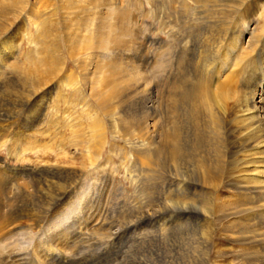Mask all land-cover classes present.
Returning <instances> with one entry per match:
<instances>
[{"label":"bare ground","instance_id":"6f19581e","mask_svg":"<svg viewBox=\"0 0 264 264\" xmlns=\"http://www.w3.org/2000/svg\"><path fill=\"white\" fill-rule=\"evenodd\" d=\"M66 1L70 8H81L80 20L87 32L86 36L76 34L73 40L68 39L69 42L75 47L81 46V52L94 50L88 54L95 67L93 73L89 71L95 74L93 81L90 77L87 80L88 83L92 81L89 94L109 119L110 136L121 139L128 146L125 154L119 155L120 160L131 155L134 162L143 166L142 170L149 177L147 180H152V173H156L154 179L158 189L154 201L158 202L150 219L155 227L150 237L153 236L156 247L159 245L164 254L175 256L178 264H218L212 261V254L218 253L219 258L221 246L217 236H221L241 246L235 252L240 264H264V30L256 37L252 34L253 28L246 24V33L242 34L248 36L245 45H241V31L224 26L225 22L221 23L227 28L219 29L221 32L215 29L216 35L211 34V37L201 30L200 16L194 10L202 5V0H144L146 4L143 5L148 9H143V19L152 17L160 35L153 42L157 46L151 58L150 47L146 46L151 40L148 37L150 29L145 28L142 43H136L137 13L130 12L123 3ZM230 1L234 7L243 2ZM188 2L193 4L192 10L188 9ZM30 3L24 0L29 9L22 26H16V32L1 35L0 29V105L6 103L22 115L23 121L28 119L29 127L34 117L45 115L46 105H55L54 98H62L63 105L73 106L75 111L80 100L78 95H83L81 87L74 86L67 98L58 88V84L70 87L72 75L67 76L65 72L58 78L62 68L55 54L56 43L46 35L47 18L42 14L34 15L35 8L31 9ZM219 4L214 5L220 6L218 11L225 3ZM231 16L227 17L231 19ZM30 17L38 21L33 32ZM88 25L92 26L91 31ZM17 38L20 39L17 41ZM21 39L33 47L32 52L31 49L21 51ZM126 51H141L139 59L141 62L142 57L143 62L136 64L128 60L124 63L120 56ZM103 69L109 70L104 78L100 77ZM151 70L154 75L149 79ZM14 74L22 78L23 86L15 83ZM53 80L56 83L48 86ZM8 92L17 94L15 99H2ZM61 112L64 115L65 108ZM95 116L91 117L93 123L89 127L93 134L87 139L82 134L77 135L76 144L85 148L79 150L81 153L96 160L100 158V151L95 149L103 141L95 131L98 123ZM6 121L0 119V145L6 142L7 152L11 154L17 147L30 143L20 141L22 137L15 126L11 127ZM20 134L25 136L26 133L20 131ZM81 177L82 173L72 172L69 181L55 189L58 197H62L60 192L67 193L68 197L69 188ZM12 179L11 171L0 164V194ZM221 190H231L232 199L222 201ZM53 219L49 227L53 226ZM4 229L0 226L3 238L6 237ZM116 232L114 239L120 236ZM44 247L38 244L34 248L36 264H72L66 256L61 258L57 254L64 252ZM110 247H98L97 256L93 258L98 259L114 250L113 245ZM14 249L0 250V255L5 254V261L0 260V264H20ZM244 249L247 250L245 260L241 258Z\"/></svg>","mask_w":264,"mask_h":264},{"label":"rangeland","instance_id":"374dc122","mask_svg":"<svg viewBox=\"0 0 264 264\" xmlns=\"http://www.w3.org/2000/svg\"><path fill=\"white\" fill-rule=\"evenodd\" d=\"M228 1L202 0L200 3L203 2V7H201L202 5L197 6L198 8L196 7L194 10L198 11L197 15L200 16L199 25H202L201 30L208 33L210 37L211 34L216 35V30L221 32L230 26L237 28L241 31L240 44L245 45L248 35H243L242 32L246 33L244 27L246 24L251 29L253 28L252 34L256 37L264 30V0H243L241 4L235 5L237 10L234 9L232 2L231 6ZM29 2H31V9L35 8L32 10L34 15L42 14L47 18L46 35L56 43L57 50L55 49V54L60 58V67L62 68L61 75L59 74L58 78L64 76L65 72L67 76L72 75L70 87L67 88L62 86L63 84H58V88L67 98L70 97L72 90L70 88L74 86L81 87L83 95H78L80 98L79 106L75 105V111L73 106H66V104L64 106L62 98H54L55 105H46L45 115H42L41 118L40 116L34 117L31 127H29L28 119L23 121L22 115L17 114L15 110L5 105L6 103L0 105V119L7 120V123H11V127L12 125L15 126L19 132V137H22L20 141L30 143L27 146L17 147L16 151L11 154L7 152L8 144L6 142L5 145H0V164L11 171L13 176L12 181L0 194V226L5 227L4 230L6 231V237H0V246L2 247L0 250L8 252L15 247L14 252L16 251L17 262L20 264L23 261H25L24 264H36L33 261L35 257L33 251L38 244L44 245V248L49 247L56 252H64L65 255L64 253L57 254L60 257L66 256V259H69L72 264H178L179 262H177L175 256L166 252L164 254L159 245L156 247L153 236L150 237L155 232V227L152 225L153 223H150V219L154 216L158 202L154 201L158 189L155 184L157 181L154 179L157 178L156 173H152V180H147L149 177L146 171L142 170L143 166H139L134 162L133 158L130 157L131 155H127L123 160H120L119 155H124L125 151L128 150V146L122 143L121 139L110 136L109 119L101 113L100 108L96 106L95 98L89 94L91 82L95 79V74H92L95 67L91 62L92 60H89L92 57L88 54H91L94 50L90 48L82 51V53L79 49L81 46L75 47L69 42V40L74 39L73 37L76 34L80 36L87 35L80 20V16H82L81 8L79 6L70 8V4L66 0H29ZM111 3L113 5L123 3L122 5L130 12L137 13L136 18L139 27L134 35L136 43L140 45L142 34L147 27L150 29L149 33L151 34L148 37L151 40L146 43V46L150 47V57L154 58L155 53L152 50L155 49L154 47L157 44L153 42H156L157 37H160V35L156 31V22L152 17L143 19L142 11L144 8L148 9L144 6L146 4H144V0H111ZM219 3H225L221 5L220 11H218L220 6L219 8L214 6L216 4V6L220 5ZM188 5L190 6L188 9L192 10L191 6L193 4L188 2ZM224 7H227L228 10L225 9V11L227 10L226 12L230 15L224 11ZM24 8L25 10H23ZM28 9L24 4V0H0L1 35L16 32V26H22L24 15H27L25 12ZM200 9L206 12L202 11L203 13H200ZM207 15L209 16L208 19ZM215 16L216 19H214ZM218 16L221 20L217 19ZM227 16H231L232 20ZM29 19L33 32L38 21L32 17ZM141 19L144 21L139 23ZM215 21H217V24H213ZM221 22H225L226 25ZM223 25L227 27L224 28ZM211 26H215V28ZM207 27H209L208 30ZM91 28L92 26H89L87 29L91 31ZM18 35L19 33L15 36ZM18 39L20 38H17V41ZM20 48L21 51L27 49L33 51V47L28 46L22 39ZM138 52L126 51L124 55L120 53L121 60L124 63L129 60L139 64L143 61L142 57L141 62L139 59V54L142 55V52ZM104 70L106 73H104ZM89 71L92 73H89ZM108 73L109 70L103 69L100 77L104 78L103 75L106 74L107 76ZM149 74L150 77L152 76L149 79H152L154 75L152 70ZM89 77L92 78V81L88 83ZM97 78H99L98 74ZM13 79L18 86H23L22 78L19 79L14 74ZM55 80L48 83V86L52 87L56 83ZM154 81L155 77L152 83ZM1 85L3 86L2 82ZM8 93L2 99L6 100L8 97H10L8 99H15L17 94ZM125 104L127 105V103ZM64 108L66 112L63 115L61 111ZM94 115H96L95 118L98 122L95 131L102 137L103 141V144L95 149L98 152L100 151V158L96 160L87 156L86 153H81L79 150L85 148L83 146L82 148L77 147L76 144L77 135L82 134L87 139L89 135L93 134L89 127L93 123L91 117H94ZM70 118H74V120L72 121ZM75 124H78L79 127L75 128ZM20 131L26 133L25 136L20 134ZM110 146L113 148H110ZM4 172L6 173V171ZM72 172L78 175L82 173V177L74 186L69 188L68 197L66 196L67 193H64V195L60 192L62 197L59 198L55 189H59L63 182L69 181ZM221 191L222 201L232 199L233 192L231 190ZM51 218H54L52 220L53 226L49 227ZM4 230L1 231V234ZM115 232L117 236L120 235L116 239L113 235ZM145 234L148 237H143ZM217 237L220 240L218 242L221 246V253L219 258L218 253L217 255L216 253L212 254L214 256L212 261L215 260L219 262L218 264H229V261L231 264H240L235 252L241 246L221 236ZM106 245L109 249L113 245L114 250H109L105 256L94 259L97 256L98 247L106 248ZM241 251L245 253L241 257L245 260L247 250ZM4 255H0L1 261H5ZM22 256L26 257L21 259ZM82 258L83 260L78 261ZM210 263L212 264V262ZM53 264H56V262Z\"/></svg>","mask_w":264,"mask_h":264}]
</instances>
